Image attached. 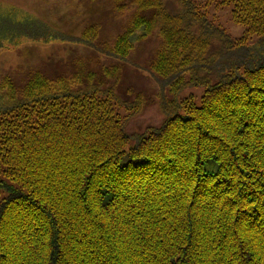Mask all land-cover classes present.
Segmentation results:
<instances>
[{
    "label": "trees",
    "instance_id": "1",
    "mask_svg": "<svg viewBox=\"0 0 264 264\" xmlns=\"http://www.w3.org/2000/svg\"><path fill=\"white\" fill-rule=\"evenodd\" d=\"M106 1L133 8L113 44L96 22L0 13V49L61 40L110 59L1 74L0 264H264V0ZM150 36L155 91L122 87ZM153 101L161 121L129 130Z\"/></svg>",
    "mask_w": 264,
    "mask_h": 264
},
{
    "label": "rangeland",
    "instance_id": "2",
    "mask_svg": "<svg viewBox=\"0 0 264 264\" xmlns=\"http://www.w3.org/2000/svg\"><path fill=\"white\" fill-rule=\"evenodd\" d=\"M108 2L106 0H0V13L11 11L16 18L31 14L72 34H79L87 24L96 22L99 24L98 41L102 39L113 44L117 34L127 25L133 8L124 12L115 11L113 2L110 5ZM228 9L221 7L213 11L216 19L236 35L242 31L243 26L230 19ZM159 43V38L155 36L136 43L130 52L129 60L122 65L120 76L122 87L132 85L135 88L144 87L150 93L155 91L157 82L150 72L149 64ZM78 58L86 61L93 59L94 64L89 63L93 68H99L110 61L104 53L86 45L61 40L42 42L24 39L18 46L0 49V76L4 72H10L17 83L22 84L28 73L35 68L46 69L50 75L67 72L71 69L73 60ZM161 119L162 111L158 103L153 101L135 115L127 126L132 131L141 129L149 123H159Z\"/></svg>",
    "mask_w": 264,
    "mask_h": 264
}]
</instances>
